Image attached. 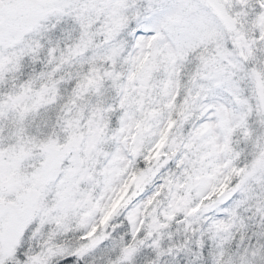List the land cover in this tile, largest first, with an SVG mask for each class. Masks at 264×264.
<instances>
[{"label":"snow or ice","instance_id":"1","mask_svg":"<svg viewBox=\"0 0 264 264\" xmlns=\"http://www.w3.org/2000/svg\"><path fill=\"white\" fill-rule=\"evenodd\" d=\"M0 264H264V0H0Z\"/></svg>","mask_w":264,"mask_h":264}]
</instances>
